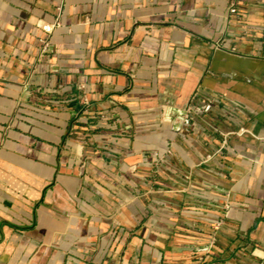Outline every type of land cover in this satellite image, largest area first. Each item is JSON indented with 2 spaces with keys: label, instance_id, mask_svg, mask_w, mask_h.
Segmentation results:
<instances>
[{
  "label": "crops",
  "instance_id": "obj_1",
  "mask_svg": "<svg viewBox=\"0 0 264 264\" xmlns=\"http://www.w3.org/2000/svg\"><path fill=\"white\" fill-rule=\"evenodd\" d=\"M0 264H264V0H0Z\"/></svg>",
  "mask_w": 264,
  "mask_h": 264
},
{
  "label": "rangeland",
  "instance_id": "obj_2",
  "mask_svg": "<svg viewBox=\"0 0 264 264\" xmlns=\"http://www.w3.org/2000/svg\"><path fill=\"white\" fill-rule=\"evenodd\" d=\"M190 124L194 125L193 122L191 123V120ZM99 150L101 149L94 147L92 152L99 154ZM119 155L120 154H118L117 157L113 156V161L110 164H104L102 161L91 164L89 171L90 175L86 173V181L91 188L96 190V197L101 198L103 196L100 194H104L107 197H111L115 203L121 204L125 203L126 198L133 196L150 207L153 204L152 200L157 202L161 207H165L168 203H172V197L165 194L159 196L147 195V187H150L151 183L154 182L152 176L155 178L159 177L160 182H167V179L162 178V176L170 172L167 164L162 162L159 165L153 164L151 152L144 156V163L142 164L140 157H137L133 149L126 152L128 161L124 158V160H122L121 157L118 159ZM121 156L123 157V155ZM166 185L168 186V184ZM159 186H163L162 183L159 184ZM178 186L179 184H175V187ZM130 209L131 204L126 206L124 211H129Z\"/></svg>",
  "mask_w": 264,
  "mask_h": 264
},
{
  "label": "built area",
  "instance_id": "obj_3",
  "mask_svg": "<svg viewBox=\"0 0 264 264\" xmlns=\"http://www.w3.org/2000/svg\"><path fill=\"white\" fill-rule=\"evenodd\" d=\"M238 3L234 2L232 4V6H230V12L232 14H236L238 13ZM61 23L59 21H57L56 23L53 24H43L42 28L46 31V33L48 34L46 38L41 39L42 42V48H41V55H44L45 53H47L49 51V47H50V38L49 36L52 34L53 31H55L56 27H58ZM199 112L196 110H193L192 108H189L188 112L186 113V121L185 124L189 125L190 124V116H192L194 113ZM192 114V115H191Z\"/></svg>",
  "mask_w": 264,
  "mask_h": 264
}]
</instances>
